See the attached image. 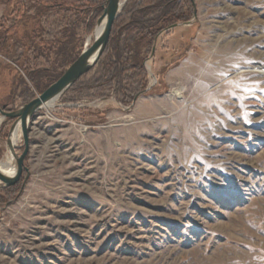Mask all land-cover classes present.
<instances>
[{
    "label": "rangeland",
    "instance_id": "374dc122",
    "mask_svg": "<svg viewBox=\"0 0 264 264\" xmlns=\"http://www.w3.org/2000/svg\"><path fill=\"white\" fill-rule=\"evenodd\" d=\"M44 1L0 0V37L13 27L0 110L51 85L34 31L52 33L60 57L79 53L70 65L93 41L91 13ZM169 4L180 21L31 119L21 174L0 187V264H264V0H161L144 19ZM12 122L0 123V165Z\"/></svg>",
    "mask_w": 264,
    "mask_h": 264
},
{
    "label": "trees",
    "instance_id": "16d2710c",
    "mask_svg": "<svg viewBox=\"0 0 264 264\" xmlns=\"http://www.w3.org/2000/svg\"><path fill=\"white\" fill-rule=\"evenodd\" d=\"M159 1L161 0H126L121 12L112 25L109 40L99 62L97 63V68L102 66L103 70H105L114 67L110 62V55L114 58H116V56L117 58H120V56H122L124 54L123 52L125 51L127 53H133V45L138 47V45H140L142 42L145 45L150 44L152 42V39L154 38V35L158 31L167 27V25L181 20V6L169 4V7L160 8L158 17L147 22V20L144 18L151 14L152 7L157 5ZM44 2L46 5H44L42 9L45 12H48L50 10L62 11L66 14L76 12L77 14L83 15L85 17L88 16L89 13H91L92 18L91 21L89 20V26H92L100 17L103 8V0H45ZM41 18H44L45 20V16H41ZM11 28L13 29V27L11 26L4 32V36L2 35V37H0V42L3 40V38L6 37L8 31H10ZM36 36H38V38ZM30 39L31 47L33 49H36L35 55H38V57L41 59V63L38 62V66H40V68H42V64H46L48 66L44 68L45 71H43L44 73H42V75L45 74L44 79H46L45 81L48 87L62 75L63 71L61 73H56L51 69L52 67L56 66L55 64L58 61V58L62 59V61L58 62V65H60L59 68L61 67V69L64 70L72 62V60L70 59H74L79 53H75V57L72 56L69 59L70 54L68 55L67 52L63 53V51H60V55L62 56L60 57L58 54L59 46L53 43V36L50 32L43 33V31H34ZM52 43L57 47L53 48L54 46L52 47ZM52 54H54L53 57ZM126 60L129 61L131 60V58L126 57ZM135 66L136 65L134 64L127 70L122 69L120 73L127 74L128 72H131L133 70L136 71L137 66ZM138 68L140 69V67ZM48 72H50L51 74H48ZM81 79L82 77L70 89H73L77 85V83L81 81ZM6 192V189H0V193L4 194Z\"/></svg>",
    "mask_w": 264,
    "mask_h": 264
},
{
    "label": "water",
    "instance_id": "95a60500",
    "mask_svg": "<svg viewBox=\"0 0 264 264\" xmlns=\"http://www.w3.org/2000/svg\"><path fill=\"white\" fill-rule=\"evenodd\" d=\"M126 0H106L103 5L101 16L96 21V28L103 23L100 34L95 37L92 43L85 47L77 59L66 69L63 75L53 84H51L43 93L21 106L13 112L0 110V123L4 119L13 120L6 139L7 149L14 161V173L9 176L0 171V187L13 185L21 174L23 162L28 150V126L33 116L46 104L67 92L81 77L86 75L99 62L105 47L107 45L111 28L118 17L121 8ZM17 127H20L23 138L24 151L21 156H17L14 146L11 144V137Z\"/></svg>",
    "mask_w": 264,
    "mask_h": 264
},
{
    "label": "bare ground",
    "instance_id": "6f19581e",
    "mask_svg": "<svg viewBox=\"0 0 264 264\" xmlns=\"http://www.w3.org/2000/svg\"><path fill=\"white\" fill-rule=\"evenodd\" d=\"M103 23L97 28L96 32L93 35V39L97 37L100 32L102 31ZM20 129L19 127L16 128L14 131L12 137H11V144L12 146H16L17 142L20 140ZM13 159L11 157L7 158L6 163H3L0 165V171L4 173L5 175L11 176L14 173V162H12Z\"/></svg>",
    "mask_w": 264,
    "mask_h": 264
}]
</instances>
